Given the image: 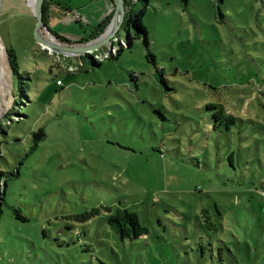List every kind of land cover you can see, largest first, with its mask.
Returning a JSON list of instances; mask_svg holds the SVG:
<instances>
[{"label":"rangeland","instance_id":"obj_1","mask_svg":"<svg viewBox=\"0 0 264 264\" xmlns=\"http://www.w3.org/2000/svg\"><path fill=\"white\" fill-rule=\"evenodd\" d=\"M88 1L72 0L56 27L70 43L98 26L92 9L107 0ZM128 1L127 18L145 9L149 46L131 30V47L99 67L87 55H50L27 11L3 13L0 264H264V0ZM10 46L22 80H8ZM207 105L240 121L210 130ZM124 208L144 238L110 230L107 214Z\"/></svg>","mask_w":264,"mask_h":264},{"label":"trees","instance_id":"obj_2","mask_svg":"<svg viewBox=\"0 0 264 264\" xmlns=\"http://www.w3.org/2000/svg\"><path fill=\"white\" fill-rule=\"evenodd\" d=\"M124 1H125V6H126L128 4V0H124ZM141 1H145L144 2L145 4L147 3V0H141ZM44 4H45V2H44ZM144 12H145V9H141V10H137V11L132 10L129 18H127V16L125 15V22L123 24V27L126 28V30H127V36H126L127 43H126V47H125L127 49H129L132 45V37L130 35L131 30H133L135 32V36L138 39L142 40V43L144 44V46L146 48H148V46H149L147 31L141 22V18L144 15ZM43 13H44V7H43ZM44 17H45V15H44ZM108 23H109V21H107L106 24L103 26H98L95 29L94 33L92 35L88 36L87 38H84L81 41V43L87 42L88 40H93L96 37H98L99 35H101L104 32ZM58 40L61 42L63 41V39L60 37L58 38ZM65 43H67V41H65ZM68 44H70V43H68ZM125 48H119L117 50L115 56L110 54L106 59L107 60L116 59L123 52V50ZM5 54H6L7 63H8V66L10 68L12 75L14 77H16L17 79L22 80L23 77L19 73L17 59H16V55H15L14 50L11 48L6 49ZM87 57L89 58V60H91V64L93 67H99L101 65V63L97 62L90 55H87ZM146 57L148 59H150L151 62H153L155 65V58L151 53H149ZM82 60H83V57H82ZM157 71H158V68H157ZM158 73H159V77H160L159 83L163 84L164 78L162 77V75H163L162 69H159ZM130 77L133 80H134V78L136 79V76L133 73H131ZM17 97H19V98L25 97V92L23 91V88L19 89V93L16 97H12L14 104H16V98ZM207 108L212 109V111L216 110L215 112L212 113L213 123L207 124L208 125L207 127L210 130L218 131V130L222 129V130L228 132L231 130L232 126H234L235 124H237L238 121H240L239 118L231 115L227 111H224L223 107H220V106L217 107L215 105H207ZM13 110H14V107L13 108L11 107L9 112L5 115L6 118L10 119V122L12 120H15L18 118V117L14 118L15 115H13V113H14ZM0 132H2L3 135H5V137L7 136V134L4 132V130L0 129ZM33 136H34L35 141H40L45 137V134H44L42 129H39L37 132L33 133ZM220 137H221V133H220V136L217 137V139H219ZM2 143L3 142L0 141V145ZM0 155H1V153H0ZM228 160L230 162L232 161V155H229ZM5 176H6L5 173L0 170V215L2 213L1 205H2V202L4 201L3 200L4 195L2 194V191H3L2 189L4 186H6ZM16 176H17V174H16ZM253 190H258V187H255ZM259 190H260L259 193H260L261 197L264 198L262 196V193H264V184H259ZM4 194H5V190H4ZM214 210H215L214 216L216 217L215 219L217 220L216 227L220 228V219L223 218V216H222L223 212H222L221 206L216 204V202L214 205ZM14 212H15L14 215L16 216L17 220H20L22 222H27V218L21 214L20 210H15ZM106 222H107V225L110 228V230H112L120 238L121 241L136 240L139 238H144L146 236L147 231L145 228H143L141 226L137 215L135 213L130 212L126 208L116 209V210L108 213L106 216ZM206 228L211 229L207 225H206ZM217 228H214V229L217 230ZM200 248H201V253H202L203 252V245H201Z\"/></svg>","mask_w":264,"mask_h":264},{"label":"crops","instance_id":"obj_3","mask_svg":"<svg viewBox=\"0 0 264 264\" xmlns=\"http://www.w3.org/2000/svg\"><path fill=\"white\" fill-rule=\"evenodd\" d=\"M94 1L95 0H89L88 4H86L83 7H87L91 4H94ZM35 2H36L35 0H2L1 15H0V27H1V19H2V16H3V13L5 12V10H13L15 8L23 9V10H25V12L27 11V14H29L30 18L33 20V23H35L36 22V17H35L36 4H35ZM44 2H45V4H44L45 6H43V7H44L45 17H44V27L42 28V30L45 28L44 29L45 33L47 31L46 35L51 34L55 38H57V40L59 37L62 38L63 41L62 42L60 41V43H62V44H67V45L82 44L81 41L78 43H70L67 40H65V38L62 36V34L60 32L56 33L57 32V30H56L57 25H59L61 23L69 22L68 21L69 17L72 16L71 8L69 6L70 3L72 2V0H68V4H65V2L62 0H45ZM129 2H131V1H128V4L125 6V15L126 16H127L128 8H129ZM73 5L75 6V9H76L77 4L75 5V3L73 2ZM114 10H115V1L114 0H107L105 3H96L92 9L93 16L90 15L91 21L95 23L94 25H98V26H103L106 24L107 21H109V23L106 26V27H108L110 22H111L113 15H114ZM80 21L81 20H77L74 24H76V23L78 24V22L80 23ZM98 26H91L92 30L89 32V34H85L84 37L87 38L88 36L92 35ZM41 33H42V31H41ZM48 33H50V34H48ZM84 37H83V39H84ZM95 39H93V40H95ZM93 40H88L87 42L93 41ZM65 41H67V43H65ZM68 43H70V44H68ZM84 43H86V42H84ZM10 48L12 49L11 46H10ZM68 57H70V56H68ZM71 58L73 60H80V58H82V56L80 58H78V57H71ZM5 64L8 66L6 54H5ZM0 66H1L2 74H4L3 69H2L1 60H0ZM8 68H9V66H8ZM7 74L9 75L8 80H11L10 76L12 77L13 75L10 71V68H9V72ZM1 78H3V76H1ZM62 85H63V83L61 85H57V86H62ZM10 89H11V87H10ZM11 97H12V95H11Z\"/></svg>","mask_w":264,"mask_h":264},{"label":"water","instance_id":"obj_4","mask_svg":"<svg viewBox=\"0 0 264 264\" xmlns=\"http://www.w3.org/2000/svg\"><path fill=\"white\" fill-rule=\"evenodd\" d=\"M35 17L36 22L33 30V36L38 45L49 51L60 54L63 56L78 57L83 55H89L90 52L97 51L102 47L112 46V39L115 38L119 30L123 27L125 22V1L124 0H114L115 10L114 15L111 19L109 26L106 30L95 40L78 45H67L58 42L57 38L53 35L52 37L44 36L41 33L44 27V13L43 6L45 0H35ZM2 0H0V15H1ZM52 38V39H51ZM5 190V186L3 187ZM2 189V190H3ZM4 190L2 194L4 195Z\"/></svg>","mask_w":264,"mask_h":264},{"label":"built area","instance_id":"obj_5","mask_svg":"<svg viewBox=\"0 0 264 264\" xmlns=\"http://www.w3.org/2000/svg\"><path fill=\"white\" fill-rule=\"evenodd\" d=\"M112 46L110 47V46H107V48H106V50L104 51V53H102L100 56H94L93 58L96 60H104V59H106L110 54H116V52H117V50L119 49V48H125L126 47V43L123 41V40H121V39H119L118 37H115V38H113L112 39ZM115 44H117V46H115ZM41 48H43V47H41ZM44 50H46L50 55H53V52H51V51H49L48 49H46V48H43ZM90 54H92V52H90L89 53V55ZM65 58H67L68 56H64ZM77 69H78V67L77 66H72V67H69L68 68V71L69 72H72V73H74V72H76L77 71ZM56 84L57 85H61L62 83H61V81L60 80H57L56 81ZM262 196L264 197V193H262Z\"/></svg>","mask_w":264,"mask_h":264}]
</instances>
